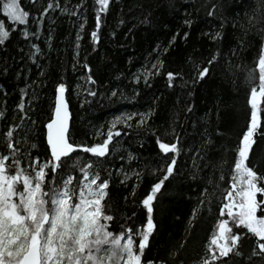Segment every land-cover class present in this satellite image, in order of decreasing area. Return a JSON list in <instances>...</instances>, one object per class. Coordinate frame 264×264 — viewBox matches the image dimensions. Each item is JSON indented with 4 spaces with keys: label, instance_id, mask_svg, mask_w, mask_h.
<instances>
[{
    "label": "trees",
    "instance_id": "trees-1",
    "mask_svg": "<svg viewBox=\"0 0 264 264\" xmlns=\"http://www.w3.org/2000/svg\"><path fill=\"white\" fill-rule=\"evenodd\" d=\"M49 3L59 4V8L43 17L40 38L23 39L25 29L37 31V18ZM21 4L30 13L28 23L9 25L10 38L0 45V153L8 151L6 133L13 125H22L16 129L15 139L23 141L27 133L28 143L20 147L30 151L33 159L39 154L43 161L44 125L52 114L59 83L67 88L71 133L77 143L102 142L116 116L150 112L142 128L117 126L127 135L118 138L119 144L101 169L102 179L110 180L108 203L115 216L111 230L119 234L122 225L142 230L147 213L140 202L163 176L157 135L165 143H176L178 136L175 174L154 202L157 230L150 237L143 261L173 264L169 257L176 249L183 264L211 258L207 248L215 225L226 219L219 217V207L230 187L234 149L250 120V90L259 83L256 63L264 48V20H249L256 15V0H111L108 12L101 14L98 45L90 35L96 27L94 0H21ZM65 8L67 12L62 11ZM210 11L215 15L209 16ZM0 19H4L2 15ZM77 33L82 37L79 49ZM33 44L41 50L36 63L30 58ZM209 60L216 61L215 65H209ZM85 63L91 73L83 67ZM157 63L162 64L160 74H153L150 86L142 75L139 83L135 82L137 74ZM203 67H210V74L198 80L197 72ZM168 72L176 73L172 87ZM249 73L254 77L251 83ZM89 74L95 84L87 83ZM26 87L23 102L30 119L22 121L18 105L21 89ZM89 88L97 92L96 97L87 94ZM113 91L116 96H112ZM258 113L264 121V99L258 103ZM31 121H36L35 125ZM101 129L105 136L94 138V132ZM261 131L264 129L257 132L250 166L264 175ZM31 143L37 148L30 149ZM129 153L136 157L130 163ZM81 155L87 158V154ZM121 168L129 177L124 184V172L118 171ZM136 172L141 174L139 178ZM222 174L224 181L220 180ZM211 193L214 197L208 195ZM255 248V238L249 234L239 248L242 255L233 257L229 264H264V258L253 256Z\"/></svg>",
    "mask_w": 264,
    "mask_h": 264
},
{
    "label": "snow or ice",
    "instance_id": "snow-or-ice-1",
    "mask_svg": "<svg viewBox=\"0 0 264 264\" xmlns=\"http://www.w3.org/2000/svg\"><path fill=\"white\" fill-rule=\"evenodd\" d=\"M32 2L35 3V0ZM256 2V15L249 17L250 22L264 20V0ZM94 3L97 6L96 27L90 35L93 44L98 45L101 14L108 12L111 0H94ZM54 8H59V4L49 3L43 14L37 18V31L33 33L25 29L22 38L39 39L43 17ZM62 11L67 12L68 9ZM0 15L4 18L0 19V45H3L10 38L8 26L26 25L30 13L22 7L21 0H0ZM72 15L78 13L73 12ZM208 15L213 16L215 12L210 11ZM84 26L81 24V29ZM76 39V47L79 49V41L82 39L80 33H77ZM32 48L34 51L30 58L36 63L35 57L41 54V50L35 44ZM215 63L214 60L208 61L212 66ZM256 66L259 83L258 87H251L250 90V120L234 149L230 187L222 196L224 202L219 207V217L226 219H219L215 225L216 231L207 248L211 258L203 257L199 264H229L233 257L242 255L239 248L249 234L256 241L253 256L264 258V199L260 198L264 197V175L250 166L257 146V132L264 129V121L258 113V102L264 99V48L258 53ZM83 67L91 73L87 63ZM161 67V63L153 64L151 70L137 74L135 82L139 83L142 75L145 84L149 85L153 74H160ZM209 74L210 67H203L197 72V79L203 80ZM167 78L169 86L172 87L176 73L168 72ZM253 79L252 73H249V82ZM87 83H96L90 74L87 76ZM66 91L64 83H59L55 88L54 108L44 125L46 148L43 161L39 154L33 159L30 151L25 152L20 147L21 143H28L27 133L23 141L15 139L14 133L22 125H13L6 133L8 151L7 154L0 153V264H144L145 249L150 246V237L157 230L154 223V202L165 182L175 174L176 156L180 153L179 137H176V143H165L155 132L152 133L157 135L156 143L163 154V166L160 169L163 176L151 186L140 202L146 209V224L139 232L131 226L122 225L121 232L116 234L111 230L115 216L108 203L110 180L102 179L101 169L119 144L118 138L127 135L117 126L122 125L127 129L142 128L147 125L150 112L116 116L108 124L106 138L102 142L91 145L77 143L72 138ZM86 91L89 96H97V92L91 88ZM21 93L18 111L22 113L20 119L23 121L30 119L23 102L27 87L21 89ZM116 95L117 92L113 91L112 96ZM35 123L36 121H31L32 125ZM260 134L264 136V131ZM93 135L94 138H99L105 136V132L101 129ZM28 147L36 149L37 145L31 143ZM170 153L175 155L169 157ZM81 154H87V158ZM134 159L136 157L129 153L127 161L130 163ZM168 159L171 160L170 163L167 162ZM118 171L124 172L125 179L121 183H126L129 179L128 173L123 168ZM77 172L79 176L75 175ZM153 174L157 173L154 171ZM135 175L139 178L141 174L136 172ZM49 176L52 177L51 180ZM220 180H225V174L220 176ZM132 195L135 196V189ZM208 195L214 197L215 194ZM200 203L204 204L205 200L202 199ZM197 212L198 209L194 210L193 220ZM183 247L184 244L181 243L179 248ZM169 258L173 264L177 261L183 264L179 249L172 251ZM148 264H168V261L149 260Z\"/></svg>",
    "mask_w": 264,
    "mask_h": 264
},
{
    "label": "water",
    "instance_id": "water-1",
    "mask_svg": "<svg viewBox=\"0 0 264 264\" xmlns=\"http://www.w3.org/2000/svg\"><path fill=\"white\" fill-rule=\"evenodd\" d=\"M65 99H66V101H67V93H65ZM55 101V100H54ZM260 102V101H259ZM258 102V103H259ZM68 107H69V105H68ZM70 111V110H69ZM70 117H71V113H70ZM70 127H71V118H70ZM45 138H46V134H45Z\"/></svg>",
    "mask_w": 264,
    "mask_h": 264
}]
</instances>
